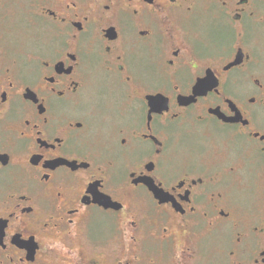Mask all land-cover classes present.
I'll return each instance as SVG.
<instances>
[{"label":"flooded vegetation","instance_id":"obj_1","mask_svg":"<svg viewBox=\"0 0 264 264\" xmlns=\"http://www.w3.org/2000/svg\"><path fill=\"white\" fill-rule=\"evenodd\" d=\"M0 264H264V0H0Z\"/></svg>","mask_w":264,"mask_h":264}]
</instances>
